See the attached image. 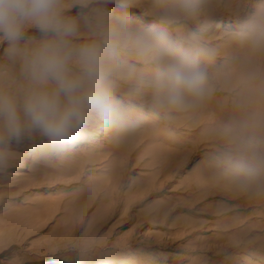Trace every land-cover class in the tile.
<instances>
[{
  "label": "rangeland",
  "instance_id": "1",
  "mask_svg": "<svg viewBox=\"0 0 264 264\" xmlns=\"http://www.w3.org/2000/svg\"><path fill=\"white\" fill-rule=\"evenodd\" d=\"M156 5L107 7L127 11L134 28L199 32L209 92L165 112L150 93L122 91L133 130L100 135L97 118L55 153L38 133L0 144V264H264V184L241 189L221 162L241 123L264 140V52L237 38L264 0H211L206 26L164 25Z\"/></svg>",
  "mask_w": 264,
  "mask_h": 264
},
{
  "label": "clouds",
  "instance_id": "2",
  "mask_svg": "<svg viewBox=\"0 0 264 264\" xmlns=\"http://www.w3.org/2000/svg\"><path fill=\"white\" fill-rule=\"evenodd\" d=\"M111 2L0 0V144L38 133L55 153L97 118L119 137L137 125L132 107L118 99L122 91L133 99L150 93L154 108L165 112L207 95L203 60L211 53L199 32L134 28L127 11L107 7ZM118 2L126 9L131 0ZM210 12L211 0L156 5L164 25L206 17V26ZM237 38L264 52V9L241 25ZM228 145L221 162L236 185L246 190L264 184V140L244 122L229 131Z\"/></svg>",
  "mask_w": 264,
  "mask_h": 264
},
{
  "label": "bare ground",
  "instance_id": "3",
  "mask_svg": "<svg viewBox=\"0 0 264 264\" xmlns=\"http://www.w3.org/2000/svg\"><path fill=\"white\" fill-rule=\"evenodd\" d=\"M252 97V96H251ZM250 106V105H249ZM100 122H102V126H101V128H98L97 130H95L97 133H99L100 135L102 134V133H105L106 131H105V128H104V125H103V121L101 120ZM84 131H86L85 130V128L84 129H82L75 137H74V139L76 138V137H80V136H82L85 132ZM97 135V134H96ZM35 140H38V139H35ZM21 155H22V158L18 161L19 162V165L16 167V169H22V167H24V164H25V156L27 155V154H24V153H21ZM42 262H54L55 264H73V263H71V262H63L61 259H55V260H52V261H49V260H33V261H31L30 262V264H39V263H42ZM49 264H52V263H49ZM99 264H110V263H108V262H102V263H99Z\"/></svg>",
  "mask_w": 264,
  "mask_h": 264
}]
</instances>
